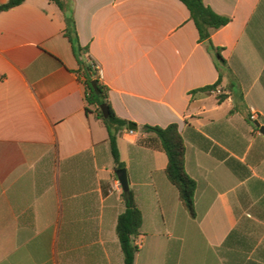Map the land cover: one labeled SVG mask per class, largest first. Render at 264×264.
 <instances>
[{
	"label": "crops",
	"instance_id": "crops-1",
	"mask_svg": "<svg viewBox=\"0 0 264 264\" xmlns=\"http://www.w3.org/2000/svg\"><path fill=\"white\" fill-rule=\"evenodd\" d=\"M71 1L115 113L139 128L117 140L143 214L135 264H264V0H204L231 19L212 33L224 102L202 91L220 73L181 1ZM65 29L49 0L0 12V264H124L123 189ZM174 123L196 217L141 132Z\"/></svg>",
	"mask_w": 264,
	"mask_h": 264
},
{
	"label": "trees",
	"instance_id": "trees-1",
	"mask_svg": "<svg viewBox=\"0 0 264 264\" xmlns=\"http://www.w3.org/2000/svg\"><path fill=\"white\" fill-rule=\"evenodd\" d=\"M25 0H9L8 3L0 5V12L10 10L21 5ZM55 4L63 13L66 21L65 37L70 41L74 55L79 64L78 73L86 87V110L88 113L94 110L109 134V146L114 160L115 170L118 173L126 168L121 161L118 148V135L122 130H128L131 122L123 120L115 113L109 100V88L103 83L100 76V68L97 62L89 55V48L81 45L77 24L74 17L71 0H49ZM189 10L191 19L195 23L200 36V42L207 46L213 57L220 77L217 83L205 87L202 91H216L223 81V69L226 61L222 55V49L217 48L212 42V33L215 30L227 26L231 19L217 14L204 0H179ZM96 83L97 89L92 86ZM219 102L226 100L225 95H218ZM107 105L109 117L104 118L101 106ZM141 132L154 134L161 142L163 150L168 157V165L165 174L169 182L178 190L180 201L189 211L192 217H196L195 195L197 183L186 172L185 157L186 147L178 124L174 123L166 128L146 125ZM125 212L119 217L117 224V236L123 251L124 264H135L139 248L135 245V238L139 236L143 226V214L138 207L133 190L123 191Z\"/></svg>",
	"mask_w": 264,
	"mask_h": 264
},
{
	"label": "water",
	"instance_id": "water-1",
	"mask_svg": "<svg viewBox=\"0 0 264 264\" xmlns=\"http://www.w3.org/2000/svg\"><path fill=\"white\" fill-rule=\"evenodd\" d=\"M92 86H93V88L95 90L97 89L96 83H93ZM101 111H102V114H103L104 118L107 119L109 117V108H108V106L107 105L101 106ZM256 126L260 128L261 133L264 135V127H261V125L259 123H257ZM128 130L135 132V131H138L139 128L137 127V125H135L133 123H130L128 125ZM117 176H118L119 183H120L123 191H129L130 190V185H129L127 170L126 169L120 170L117 173Z\"/></svg>",
	"mask_w": 264,
	"mask_h": 264
},
{
	"label": "built area",
	"instance_id": "built-area-1",
	"mask_svg": "<svg viewBox=\"0 0 264 264\" xmlns=\"http://www.w3.org/2000/svg\"><path fill=\"white\" fill-rule=\"evenodd\" d=\"M215 92H216L217 94H219V95L221 94V92H220L219 89H217ZM250 120L253 121V122L256 121V120H257V114H256V113H252L251 116H250ZM129 132H130L131 134L134 133V131H130V130H129ZM135 245L139 248V246H140L141 244L138 242V243H136Z\"/></svg>",
	"mask_w": 264,
	"mask_h": 264
}]
</instances>
